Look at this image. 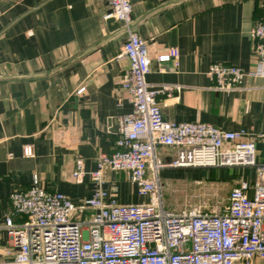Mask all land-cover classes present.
<instances>
[{
	"label": "crops",
	"instance_id": "crops-1",
	"mask_svg": "<svg viewBox=\"0 0 264 264\" xmlns=\"http://www.w3.org/2000/svg\"><path fill=\"white\" fill-rule=\"evenodd\" d=\"M130 1L131 21L147 14L133 29L147 41L146 80L168 86L157 96L162 117L242 129L255 143L256 160L263 162L264 140L259 135L264 134V79L247 76L239 89L214 90L207 69L217 62L244 71L254 68L249 30L264 18V0H182L157 11L170 0ZM108 9L109 0H0V258L7 245L3 218L14 189H27L36 175L46 190L80 202L98 186L91 172L97 169L99 154L116 150L119 119L131 111L120 86L128 67L121 55L126 34L104 42L50 77L28 82L16 78L45 73L101 40L109 33L102 18ZM170 46L179 51L177 67L157 60ZM27 86L35 125L32 134L26 133L20 108ZM80 86L85 89L77 94ZM26 144L32 145L31 157L22 155ZM77 159L84 171L80 182L72 174ZM195 170L205 179L232 187L254 177L253 169L240 167L187 168L192 176ZM101 176V186L119 203H140L145 198L123 172L104 167Z\"/></svg>",
	"mask_w": 264,
	"mask_h": 264
},
{
	"label": "built area",
	"instance_id": "built-area-1",
	"mask_svg": "<svg viewBox=\"0 0 264 264\" xmlns=\"http://www.w3.org/2000/svg\"><path fill=\"white\" fill-rule=\"evenodd\" d=\"M131 13L130 0H109L102 18L127 26ZM249 37L254 68L244 71L211 63L207 75L212 89H239L247 76L264 79V18L251 26ZM121 55L128 67L120 86L131 111L119 119L116 150L96 159L91 177L98 186L80 202L46 190L36 175L27 189H14L3 218L7 245L0 264H264V161L256 160L254 141L242 129L165 120L157 96L168 86L146 80L147 41L128 30ZM178 57V49L170 46L157 60L177 67ZM84 89L80 86L76 93ZM259 137L264 140V134ZM22 155L33 156L31 144L23 146ZM82 166L77 159L72 174L78 182L84 175ZM104 167L123 172L146 200L119 203L101 186ZM218 167L253 169L254 177L232 187L220 211L165 208L161 170Z\"/></svg>",
	"mask_w": 264,
	"mask_h": 264
},
{
	"label": "rangeland",
	"instance_id": "rangeland-1",
	"mask_svg": "<svg viewBox=\"0 0 264 264\" xmlns=\"http://www.w3.org/2000/svg\"><path fill=\"white\" fill-rule=\"evenodd\" d=\"M187 173V168L161 170V190L165 208L175 211L193 207L205 211L222 210L232 186L218 179H205L198 170H195L196 175L193 176ZM145 200L143 198L141 202Z\"/></svg>",
	"mask_w": 264,
	"mask_h": 264
},
{
	"label": "water",
	"instance_id": "water-1",
	"mask_svg": "<svg viewBox=\"0 0 264 264\" xmlns=\"http://www.w3.org/2000/svg\"><path fill=\"white\" fill-rule=\"evenodd\" d=\"M180 1H182V0H170V1H167V2H165L163 4H161L156 9H154V11L162 9V8L166 7L167 5H169V4L178 3ZM154 11H152V12H154ZM146 16H147V14L142 15V16L134 19L127 26L119 25V23L116 22L113 18H108L106 20V25H107V29H108L109 33L106 36H104L101 40L97 41L96 43H94L93 45H91L87 49L83 50L82 52L76 54L75 56L63 61L62 63L58 64L57 66L53 67L52 69L48 70L45 73H41L39 75H33V76H26V77L25 76L16 77V78L17 79H21V80H25L26 82H28V81H31V80H40L41 78H44V77H50L54 73L60 71L66 65L72 63L77 58H79V57L91 52L97 46L103 44L104 42H107V41L112 40V39L119 38V37L125 35L128 32V30H133L137 26V24L142 19H144ZM26 95H27L26 99L20 105V108H22L23 111H24L26 133L27 134H32V133L35 132V125H34V117H33V115L30 113V111L28 109V104H29V102L31 100V90H30V88L28 86L26 87ZM2 112H3V107H2V103L0 102V113H2Z\"/></svg>",
	"mask_w": 264,
	"mask_h": 264
}]
</instances>
